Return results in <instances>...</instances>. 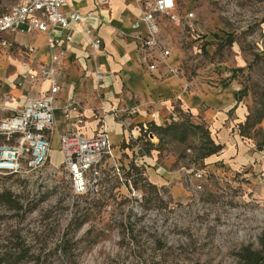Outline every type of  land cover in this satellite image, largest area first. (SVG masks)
Instances as JSON below:
<instances>
[{
  "label": "rangeland",
  "instance_id": "374dc122",
  "mask_svg": "<svg viewBox=\"0 0 264 264\" xmlns=\"http://www.w3.org/2000/svg\"><path fill=\"white\" fill-rule=\"evenodd\" d=\"M178 2L197 26L184 63L193 74L214 66L236 84L246 111L238 133L264 150V0ZM14 3L0 0V13ZM12 49L18 57L19 45ZM7 91L0 85L1 102L17 107ZM186 118L209 128L190 114L176 120ZM150 132L151 151L170 159L177 178L154 181L123 154L117 166L104 162L100 192L77 196L57 144L40 170L0 175V264H241V248L263 249L264 204L239 176L206 168L203 133L161 144Z\"/></svg>",
  "mask_w": 264,
  "mask_h": 264
},
{
  "label": "crops",
  "instance_id": "0c3cea01",
  "mask_svg": "<svg viewBox=\"0 0 264 264\" xmlns=\"http://www.w3.org/2000/svg\"><path fill=\"white\" fill-rule=\"evenodd\" d=\"M142 11V0H67L62 7L66 15L73 12L92 15L71 21L73 40L65 44L67 51L58 74L61 87L55 100L57 127L52 150L56 144L54 150H59L60 135L75 127L89 136L105 131L117 159L125 154L127 160L145 165L154 181L177 178L176 172L166 170L170 159H161L156 150L139 154L135 145L129 146V140L141 137L151 123L163 125L190 114L207 123L217 143L222 145L219 152L205 159L206 168L239 176L247 195L264 204V150L257 149L238 133L237 126L246 112L243 102L235 97L239 88L231 80L223 83L225 74L214 66L193 74L184 63V44L173 45L168 65L160 64L149 71L140 51L142 27L133 26ZM86 28L102 39L100 49L85 43ZM53 33L64 36L62 30ZM165 34L176 40L178 31L173 27ZM6 37L9 45L0 49V85L7 87L10 95L7 103L20 108L29 98L40 97L50 88L48 80L31 81L28 76L39 72L60 47L48 45L47 32L30 30L27 26L22 32ZM14 43L19 50L18 57L12 58ZM27 46L34 51L29 52ZM180 66L179 73H171L170 67ZM10 68H15L14 73H8ZM99 72L102 78L98 77ZM70 98L81 104L85 122L80 126L76 123L80 116L77 111L71 113L70 120L64 116L63 109ZM1 101L2 97L0 106L5 105ZM101 104L116 106L123 112L119 117L107 113L99 121L94 114ZM10 110H0V117L9 115Z\"/></svg>",
  "mask_w": 264,
  "mask_h": 264
},
{
  "label": "built area",
  "instance_id": "2783aa9c",
  "mask_svg": "<svg viewBox=\"0 0 264 264\" xmlns=\"http://www.w3.org/2000/svg\"><path fill=\"white\" fill-rule=\"evenodd\" d=\"M67 0H15V3L0 13V49L9 45L6 34L23 31V26L30 30L48 33L47 43L50 47L59 46L57 52L51 54L50 61L40 67L39 72L31 73V81L48 80L50 88L40 97L29 98L20 108L2 105L0 110L12 113L0 117V175L28 174L40 170L51 158L52 137L57 127L55 100L60 89L59 72L62 70V58L66 54V45L73 40L71 21H81L91 16L73 12L66 15L62 7ZM143 11L134 21V27H142L139 34L140 51L149 71L156 70L160 64L168 65L173 45L185 44L186 38L197 31L196 17L190 6L180 8L178 0H142ZM176 27L178 36L165 32ZM64 31L59 37L53 32ZM84 41L93 49H100L102 39L95 35L91 28L84 30ZM66 44V45H65ZM29 52L34 48L27 46ZM178 68L170 67L171 73H179ZM102 78L103 74L98 73ZM22 85V82L18 83ZM81 104L70 98L63 109L66 119L77 111L76 123L85 122ZM123 112L112 105L101 104L95 110V118L102 121L105 114L119 117ZM142 149L140 144L136 150ZM59 151L68 171L71 189L74 195L96 194L101 190V177L104 162L111 161L117 166L118 160L112 153V143L105 131L89 136L75 127L59 137Z\"/></svg>",
  "mask_w": 264,
  "mask_h": 264
},
{
  "label": "trees",
  "instance_id": "16d2710c",
  "mask_svg": "<svg viewBox=\"0 0 264 264\" xmlns=\"http://www.w3.org/2000/svg\"><path fill=\"white\" fill-rule=\"evenodd\" d=\"M199 39L201 41H205V39H202V37H199ZM150 131L156 132L161 144L165 142V138L167 136L178 142H186L190 135L196 136L199 132H202V139L205 141L203 142L204 152H202L200 155L202 159H205L222 149V145L214 141L211 136L210 129L206 127L205 124H195L189 118L183 119L181 121L173 119L171 122H167L163 125L151 123L148 128L144 130L141 137L136 139L132 138L129 140V146L140 144L142 146L143 154L151 153V149L154 147V145L149 143L150 139L148 136L150 133H153ZM131 141H133L132 144ZM238 256L241 264H264V248L253 249L251 246H245L238 252Z\"/></svg>",
  "mask_w": 264,
  "mask_h": 264
},
{
  "label": "water",
  "instance_id": "95a60500",
  "mask_svg": "<svg viewBox=\"0 0 264 264\" xmlns=\"http://www.w3.org/2000/svg\"><path fill=\"white\" fill-rule=\"evenodd\" d=\"M149 136H150V137H154L155 134H154V133H150Z\"/></svg>",
  "mask_w": 264,
  "mask_h": 264
}]
</instances>
